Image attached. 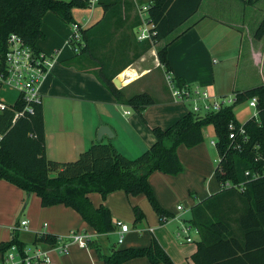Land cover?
<instances>
[{
	"label": "trees",
	"instance_id": "trees-1",
	"mask_svg": "<svg viewBox=\"0 0 264 264\" xmlns=\"http://www.w3.org/2000/svg\"><path fill=\"white\" fill-rule=\"evenodd\" d=\"M245 1L252 4L259 0ZM200 2L148 1V17L155 25L156 34L151 39L137 41L134 30L139 19L134 2L98 0L103 15L88 28L81 29V42L70 41L73 50L77 47L70 63L81 69L87 64L95 66L96 78L109 93L144 120V108L156 102L154 97L146 91L126 97L112 79L189 19L198 10ZM74 7L87 8L88 0H0V54L6 51L10 33H17L28 45L39 49L36 44L44 36L41 29L44 15L51 12L69 26L74 23ZM131 12H134V20L126 26ZM124 29L133 30V40L128 43L126 36L121 37L119 53L108 55L109 50L113 52L110 41L115 31ZM254 37L264 39V16ZM129 50L131 53L127 55ZM166 52V45L161 46L156 58L165 71H171ZM176 80L178 84L184 83ZM234 95L235 101L220 110L204 114L191 110L169 127L151 128L154 141L137 157L128 158L114 144L97 140L75 160L65 162L51 160L45 154L41 103H29L32 112H28L25 110L28 103L18 97L13 104L0 110V179L25 193L24 206L29 195L35 194L42 207L64 205L71 208L98 234L112 233L116 225L107 206L103 203L93 205L88 195L96 192L102 199L116 190L127 196L144 194L163 224L171 213L161 208L149 176L155 171L171 176L179 174L183 170L177 155L179 145L192 148L202 143L203 129L212 126L214 145L220 158L213 170L219 190L190 207L191 215L185 222L199 234L196 251L190 258L194 264H264V175L253 179L244 174L247 170L264 167V84L235 91ZM253 97L257 100V117H249L240 123L234 106ZM19 112L23 115L15 118V113ZM230 122L235 125L236 132L241 126L244 129V134H237L233 141L229 138ZM227 181L242 184L243 189L222 188ZM133 211L134 224L140 223L144 219L143 212L136 206ZM58 239L55 234L40 233L33 237L32 243L47 247L56 244ZM87 243L95 248L105 264H125L132 258L141 257L152 264H175L154 236L148 246H114L108 253L102 252L91 239ZM13 244L22 251L26 246L18 233H13L8 242L0 243L1 255Z\"/></svg>",
	"mask_w": 264,
	"mask_h": 264
},
{
	"label": "crops",
	"instance_id": "crops-1",
	"mask_svg": "<svg viewBox=\"0 0 264 264\" xmlns=\"http://www.w3.org/2000/svg\"><path fill=\"white\" fill-rule=\"evenodd\" d=\"M132 1L135 9L136 5L147 3L150 0ZM226 1L201 0L198 10L189 19L167 37L159 40L154 46L157 49L160 45H166V58H168L171 72L176 78L190 87L198 86L200 83L204 87L203 90L215 97L234 95L235 91H244V89L264 84V39L258 40L254 37V32L263 18L264 12L254 31L249 34L247 31L245 34L242 30L237 31L241 27V23L235 21L232 13H229L227 7L223 6ZM83 9L84 11L77 7L72 9L74 21L80 24L83 29L91 26L103 15V10L99 4ZM49 13L51 12L44 15L41 29L44 36H48L50 44L43 45L44 48L37 44L40 50L42 49L48 54L50 52L54 56V65L43 78L39 88L47 158L58 162L75 160L81 151L88 149L97 140L110 142L123 155L134 158L143 153L154 141L151 128L169 127L179 117L190 111L187 110L181 115L178 113L175 116L173 114L174 109L167 106L169 93L164 92V88H160L162 89L160 95L156 98L153 96L156 102L149 105V108L148 106H146L147 109L144 108L145 119L143 120L137 112H132L129 106L119 103L114 95L109 93L96 78L94 68L81 69L70 63V58L74 54L65 53L66 47H69L74 53L72 46L68 43L70 29L55 14ZM209 20L212 22L205 23ZM213 26L231 29L229 38H232L234 34L237 35L234 40L238 59L244 53V62L250 63L258 69L259 83L247 82L248 75L246 76L245 72L243 78L238 81L236 71L227 86L217 84L216 76L208 82L206 65L211 45H209L210 41L207 38L208 30ZM154 59L155 67H159L157 66L156 55ZM148 72H150L148 69L138 72L133 66L128 65L116 75L122 83L121 88L126 97L135 94L132 92L133 90H129L130 86L148 75ZM253 76L254 74H249L250 79ZM165 94L166 96H164ZM0 101L8 105V102L1 97ZM165 109H168V112ZM127 110L129 113L125 114ZM101 124L112 129L113 135L111 137L104 135L101 139L97 138V130ZM206 129H203V134ZM177 155L183 165V170L179 174L171 176L155 171L149 176V183L160 204H164V201L169 197L180 195V192L186 189L191 194L195 192L189 203L191 207L219 190V183L213 171L209 169L210 158L205 142L202 141L192 148L180 144L177 148ZM205 174L210 175L209 178L206 179ZM211 176L218 183L215 186L210 185ZM88 196L95 207L103 203L111 212L112 220H120L124 224H126L125 221H134L133 213L129 211L128 206L131 202L140 200V205L147 210L144 198L127 196L121 190L113 191L105 199H102L101 195L97 193L96 196ZM24 199L25 193L20 188L0 179V243L8 242L13 233L17 232L19 239L28 246L36 234L49 232L58 236V240H60L58 246L67 245L68 252L63 254L58 250H51L49 253L50 261L46 264H105L97 255L95 248L91 246L79 247L72 243L68 235L71 231L85 232L92 242L100 247L102 252L108 253L115 246L109 244L108 234L96 233L78 213L69 207L64 205L42 207L40 198L35 194L29 195L27 204L24 206ZM149 215L150 220H143L140 228L127 226L128 231L123 234L121 242H118L122 245L117 247H145L148 246L151 237L154 236L164 250H168V254L175 264H186L188 260H191L190 256L196 251V245H189L191 242H185L178 238L177 232V240L181 244L183 243L181 245L182 252L173 253L167 244L168 227L165 226L166 221L161 224L158 220L157 223L153 214L150 213ZM172 218V220L179 222L180 226L187 220L183 214ZM22 219L28 220L27 230L13 231V227ZM115 228L119 237L120 229L117 225ZM41 246L46 248L45 245ZM125 264L152 263L141 257L132 258Z\"/></svg>",
	"mask_w": 264,
	"mask_h": 264
},
{
	"label": "rangeland",
	"instance_id": "rangeland-1",
	"mask_svg": "<svg viewBox=\"0 0 264 264\" xmlns=\"http://www.w3.org/2000/svg\"><path fill=\"white\" fill-rule=\"evenodd\" d=\"M223 6H226L228 12L232 13L233 19L235 21L241 23V27H240L241 29L239 28L237 31L242 30L245 34L247 31H248V34L252 33V31H254L255 27L259 23V19L262 17L263 12H264V0H259L258 2H254L252 4H248L245 0H232V2H231V0H227L225 3H223ZM80 10L84 11L83 8H80ZM134 12L130 13V19L126 23V26H128L130 24V22L132 23V21L134 20V18H133ZM49 14H51V13H49ZM209 22L211 23L212 21L209 20L205 23H209ZM63 24L65 26L69 27V29H70L69 34L71 35L72 28L70 27V25L68 26L65 23H63ZM235 28H237V27H235ZM121 32H124V33H121ZM208 32H209V35H208L207 40L210 41L209 45H211V47H210L211 49L209 52L210 55L207 58V65H206V72H207L208 78H209L208 82H210L211 78L216 76L217 84L227 86L228 84H230L233 76L236 73L238 75V77H237L238 81H240L241 78H243V76L246 73V76L248 75L247 82H250V83H259L260 82V74L258 73V69H256V67L251 65L250 63L244 62V59H245L244 53H243L242 57H239V59L240 58L241 59L240 60L238 59L237 47L235 48L236 42L234 40L237 35L234 34L232 38H229L231 29H229V28L224 29L223 27H220V26L219 27L213 26V28H210L208 30ZM123 36L127 37V39H126L127 42L133 40L132 39L133 38V30L131 32L128 31V29L115 31V33H114V35L110 41L111 49L113 50V52L110 53L111 50H109V53L107 52L108 55L112 54V53L113 54L119 53V51H120V49H119L120 43L119 42H120L121 37H123ZM244 37L246 38V35ZM128 43H131V42H128ZM37 44H38V46H42L43 48H44V46L49 45L50 42H49L48 36H43V38H41V40ZM37 44H36V46H37ZM155 45H157V43H155L152 48H150L144 54H142V56L140 58H138L137 60H135L133 63L130 64L138 72H141L143 69H148L150 72L147 73L148 75H146L145 77L140 79L138 82H136L135 84L130 86L129 90H133L132 91L133 93H140V92H143V90H145L146 92L150 93L152 96H154L156 98L160 95V91H162V89H160V88H164L163 91L166 93H169V96H170V92L168 91L166 84H165V80H164V77H165L164 67L163 66L155 67V61H154L155 59L154 58H155V55L157 54V49H159L161 47V45H160L157 49H155V47H154ZM65 53H69L71 55L74 54L73 51L69 47L65 48ZM130 53H131V50L127 51V55H129ZM49 54H51V53L49 52ZM213 60H215V61H213ZM237 64H238V68H237ZM245 65H247V66L245 67ZM84 67H85V69L95 68V66H93V65L88 66V64ZM235 71H236V73H235ZM249 74H251V75L254 74L252 79H250ZM194 84H196V83H194ZM198 86L200 88H204L202 86V84H200V83L198 84ZM158 89H160V90H158ZM17 96H18L17 91L10 86L9 87L4 86V87L0 88V97L3 98L5 101H7L8 105L13 104L16 101V99L18 98ZM164 96H166V94ZM170 98H171V96L169 97V99H167L168 100L167 106L170 108L172 107V109H174V111H175L173 113L174 115L178 114V113H179V115H181L182 112H185L187 110L192 109V105H193L192 101L174 102ZM225 98L227 99L228 96H226ZM212 100H213V98L211 97L210 99H207V102L211 103ZM197 103L202 104V101L198 100ZM148 108H149V106H148ZM146 109H147V107H146ZM130 110L135 113L134 110H132V109H130ZM165 110L168 112V109H165ZM253 112H254V108L249 106L248 101H245L243 103H240V104L234 106L235 116L240 121V123H243L246 119L251 117ZM143 115H144V113H143ZM206 128L207 129L204 132L205 135H204L203 142H205V145L208 149V157L210 158V165H209L210 168L209 169L211 171H213V167L218 163V161H217L218 155H217L215 145L213 143L211 144L212 140L215 139V134H214V130H213L212 126H208ZM123 146H125V145H123ZM209 176L210 175L205 174L206 179L209 178ZM210 178H211L210 179V185L215 186V184H218L216 182V179H214V177L212 178V176H211ZM152 191H153V189H152ZM96 193H90L89 195H95L96 196ZM180 193H181L180 195L167 198L164 201V204H160L158 198L156 197L161 208L163 210L165 209L171 213V217H168V219H167L168 222L166 221L165 226L168 227V230L166 233L167 238H168L167 244L173 253H181L182 252V246L181 245L183 243L181 244L177 240L176 233L180 232L181 236H183L184 233L182 232V226H180L179 222H177L176 220H172L173 219L172 217H178V215L181 216V214H183L184 218L188 219L190 217L189 215H190L191 209H190L189 203L191 201V198H193L195 192L191 194L186 189H183ZM153 194H154V192H153ZM131 196H134V195H130V197ZM140 196L142 198H144V203H146L147 210H145L144 206L140 205V200H136V201L128 204L129 211H131V213H133V216H134L133 207L136 206L143 212V214H144L143 220L147 221V219L150 218L149 214L152 213L153 217L155 218L156 222L158 223V220H159L158 215L155 212V210H153L152 207L150 206L146 196L144 194H140V195H136L135 197H140ZM178 205L182 207L181 210L177 209ZM141 222L134 224L133 220H131V222L125 221V223L127 224V226L129 228H131V227H135V228L139 227L140 228ZM148 224L151 225L150 222H148ZM189 233H190L191 237H193V242L189 243V245H196V242L199 241V234H195L194 229H190ZM107 238H108V242L111 246L122 245L121 243H118V241H117V239H118V231L117 230H114L113 233L108 234ZM59 242H60V240H57L56 245H58ZM30 245L31 244H28V246H30ZM166 252L169 253L168 250ZM186 264H193V261L188 260V262Z\"/></svg>",
	"mask_w": 264,
	"mask_h": 264
},
{
	"label": "built area",
	"instance_id": "built-area-1",
	"mask_svg": "<svg viewBox=\"0 0 264 264\" xmlns=\"http://www.w3.org/2000/svg\"><path fill=\"white\" fill-rule=\"evenodd\" d=\"M97 2L98 0H88L87 8L93 7ZM148 8L149 3H142L135 7L139 19V24L135 28V37L137 41L151 39L152 36L156 34L155 25L148 17ZM70 27L72 28V33L68 38V43L70 44V41H73L74 44L81 42V29H83V27L75 21ZM75 50H77V47H75ZM53 65V54H48L42 49L40 50L28 45L17 33H10L6 40V51L0 54V87L10 86L14 88L18 93V97L28 103L25 110L32 112L29 103H41L39 88L43 78ZM157 66H161L159 61ZM164 75L165 84L170 92L171 99L174 102L192 101L193 105L191 110L193 112L204 114L220 110L222 106L231 104L235 101V95H230L227 99L225 97H215L199 86L190 87L186 83L178 84L177 78L171 71H165ZM211 97L213 100L211 103H208L207 99ZM198 100H201L202 104H198ZM248 104L254 108L251 117H257L258 110L256 98L253 97L248 100ZM6 107H8V105L0 101V110H4ZM127 113H129V110L125 111V114ZM15 114V118L23 115L22 112ZM229 129V138H231L232 141L237 134H244L243 127H239L238 132H236L235 125L232 122L229 123ZM212 143L215 144V141L212 140ZM235 146L239 147L238 144H235ZM219 160L220 158H218L217 161ZM244 174L253 179L261 177L264 175V167L253 171L247 170ZM231 186L243 189L242 184H232L229 181L221 185L222 188H231ZM181 208V206H177L178 210H181ZM114 224L120 229L118 242H121L123 234L127 232L129 228L120 220H114ZM181 226L184 235L181 236L180 232H178L177 237L185 242H192L193 238L189 230L194 229L195 234H197V230L186 223L181 224ZM27 228L28 220L22 219L13 227V231L27 230ZM68 237L71 239L72 243H75L79 247H89L87 242L90 238L85 232L71 231ZM51 250H58L64 254L68 252V247L66 244L61 246L54 244L47 245L46 248H43L40 244L31 243L30 246H25L22 251L16 244H13L1 255L0 264H46L50 261L49 253Z\"/></svg>",
	"mask_w": 264,
	"mask_h": 264
},
{
	"label": "water",
	"instance_id": "water-1",
	"mask_svg": "<svg viewBox=\"0 0 264 264\" xmlns=\"http://www.w3.org/2000/svg\"><path fill=\"white\" fill-rule=\"evenodd\" d=\"M112 82L116 88H118V89L121 88L122 83L117 76H114V78L112 79ZM104 135L111 137L113 135V132H112V129L109 128L107 125L101 124L97 130V138L101 139V137ZM51 176H53V174H51Z\"/></svg>",
	"mask_w": 264,
	"mask_h": 264
}]
</instances>
